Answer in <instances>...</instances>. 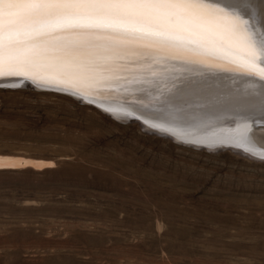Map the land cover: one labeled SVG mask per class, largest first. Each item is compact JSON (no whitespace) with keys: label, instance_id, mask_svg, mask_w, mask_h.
<instances>
[{"label":"rangeland","instance_id":"374dc122","mask_svg":"<svg viewBox=\"0 0 264 264\" xmlns=\"http://www.w3.org/2000/svg\"><path fill=\"white\" fill-rule=\"evenodd\" d=\"M32 83L0 86V157L53 166L0 169V264H264L263 151Z\"/></svg>","mask_w":264,"mask_h":264},{"label":"bare ground","instance_id":"6f19581e","mask_svg":"<svg viewBox=\"0 0 264 264\" xmlns=\"http://www.w3.org/2000/svg\"><path fill=\"white\" fill-rule=\"evenodd\" d=\"M10 2L0 0V30L5 18L22 32L42 28L33 36L34 41L43 45L38 51L45 57L36 71L37 79L32 80L40 85L34 88H59L93 96L109 105L113 113L119 110L117 107L129 108L146 122H155L159 126L156 127L179 139L209 144L219 140L242 143L264 152V126L253 125L264 122V80L259 75H246L227 60L220 61L227 68H215L173 59L154 47L143 34L142 25L126 23L114 30L110 21L92 15L45 18L26 9H5V3ZM217 2L228 10L236 6L237 0ZM251 3L259 19L264 0H251ZM248 15L245 11L244 18ZM3 43L4 35L0 31V46ZM74 53L111 70L99 82L81 83L79 90L54 87V80L67 78L78 70L79 60ZM23 78L0 75V81ZM22 83L1 82L0 86ZM51 165L50 161L0 157V169L43 170Z\"/></svg>","mask_w":264,"mask_h":264},{"label":"snow or ice","instance_id":"6c2138e0","mask_svg":"<svg viewBox=\"0 0 264 264\" xmlns=\"http://www.w3.org/2000/svg\"><path fill=\"white\" fill-rule=\"evenodd\" d=\"M5 9L17 7L45 18L64 19L97 16L111 22L114 30L126 23L143 26V34L154 47L173 59L227 68L220 61L238 65L246 75L264 80V11L257 19L251 0H237L225 9L217 0H11ZM249 13L244 18V13ZM4 43L0 46V75L36 80L44 55L43 45L33 36L42 28L20 31L5 18ZM79 60L78 70L53 81L54 87L73 88L99 82L111 69L94 61ZM0 82L20 83V80ZM264 159V153H258Z\"/></svg>","mask_w":264,"mask_h":264},{"label":"water","instance_id":"95a60500","mask_svg":"<svg viewBox=\"0 0 264 264\" xmlns=\"http://www.w3.org/2000/svg\"><path fill=\"white\" fill-rule=\"evenodd\" d=\"M31 81H32L31 79L23 78V83H22V85H30ZM0 83H1V82H0ZM84 102H85V101H84ZM128 119H132V120H140V119H138L137 117H129ZM141 122H142V120H141ZM253 125L256 126V127H261V126H264V122H263V121H257V122H254ZM193 145H195V143H194ZM196 145H198V144L196 143ZM198 146H203V147H204V145H198Z\"/></svg>","mask_w":264,"mask_h":264}]
</instances>
